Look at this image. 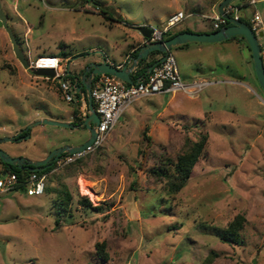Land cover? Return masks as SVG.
Segmentation results:
<instances>
[{"label":"rangeland","instance_id":"374dc122","mask_svg":"<svg viewBox=\"0 0 264 264\" xmlns=\"http://www.w3.org/2000/svg\"><path fill=\"white\" fill-rule=\"evenodd\" d=\"M210 5L211 0H0L26 59L70 56L64 62L73 76L84 58L111 60L139 33L137 26L160 27L173 11L188 14L192 8L194 14L173 31L186 25L193 32L210 31L211 21L202 14L214 15L219 4L213 11ZM258 10L264 21V8ZM252 12L240 8L242 21L249 24ZM237 37L205 42L203 52L190 56L178 46L170 49L185 81L193 74L192 59L204 80L215 81L199 97L178 91L141 98L98 149L47 172L42 194L1 192L0 264H264V106L257 97L264 105V92L248 75L243 81L256 92L252 98L223 82L231 69L255 75L245 41ZM63 79L47 81L24 69L0 26V138L42 119L77 125L35 124L28 138L2 141L1 149L37 160L87 139L89 132L79 128L80 105L87 107L77 103L76 90L70 91L71 102L64 100ZM201 134L207 135L206 146L189 179L173 192L177 156ZM82 195L98 208L81 205ZM238 214L244 216L240 241L223 242L217 231ZM101 241L107 262L96 258Z\"/></svg>","mask_w":264,"mask_h":264},{"label":"built area","instance_id":"2783aa9c","mask_svg":"<svg viewBox=\"0 0 264 264\" xmlns=\"http://www.w3.org/2000/svg\"><path fill=\"white\" fill-rule=\"evenodd\" d=\"M233 1L223 8L224 13L229 17L240 19L242 17V14L239 13L240 8H253V12L249 16V27L257 38L259 54L264 66V21L258 10L259 7L264 8V0ZM189 16H191V14L178 11L171 15L166 23L162 24L160 27L157 25L149 26L153 28V31L148 41L164 40L167 33L170 32L174 26ZM202 17L210 19L213 29L228 25V20L218 11L214 15H202ZM259 33H262V35H259ZM258 37H261L263 42H259ZM28 63L30 69H53L54 77L38 76L44 80L48 81L50 79L63 77L64 79L59 83V89L65 101L71 102L73 100L70 91L76 90V83L70 80V84V82L66 80L68 67L60 57L54 55H38L35 59L29 60ZM214 83L215 81L204 79L185 81L180 74L175 57L171 52H168L164 60L156 64L150 72H147L145 76H141L133 83H127L110 74L97 75L91 85V97L94 109L99 116L94 139L82 152L62 154L52 163V170L48 173L58 171L77 158L98 149L104 143L123 112L136 100L157 94H174L178 91H182L190 97H195L199 95L203 88ZM45 180L46 173L37 171H30L22 179L13 171H3L0 174V193L22 187L28 195L42 194L46 187Z\"/></svg>","mask_w":264,"mask_h":264},{"label":"water","instance_id":"95a60500","mask_svg":"<svg viewBox=\"0 0 264 264\" xmlns=\"http://www.w3.org/2000/svg\"><path fill=\"white\" fill-rule=\"evenodd\" d=\"M233 0H221L218 5V12L228 20V25L221 26L217 30L212 32H193V31H181L176 33L175 35L168 37L161 41H146L143 45L140 46L138 53L135 57L132 58V63L128 65L125 63L122 67H117L111 63H108L105 58L100 62L90 61L88 62L82 69L81 79L78 81V78H75V83L77 86V92L80 93L83 104L87 107L83 114V120L80 123V126H85V129L89 132V136L84 141L76 144V145H68L64 144L62 146L56 147L49 151L47 155L42 159L32 160L26 158L24 156H11L6 151L0 148V160L8 165H14L22 170L28 171H43L46 168L50 167L54 161H56L62 154H73L79 153L86 149L87 146L91 144L95 137L96 126L99 122V116L94 109L93 100L91 97V85L92 80L100 74H110L115 76L127 83H133L130 76V72L137 66L138 62L142 58H147L148 54L152 51H160L162 55L154 61L151 65L148 66L147 72H150L152 68L162 62L170 52V48L173 46L185 44L188 42H221L227 40L235 35H241L245 38L248 43V46L251 51V56L253 60V67L256 79L258 81L259 86L264 92V66L262 63V59L259 54V45L257 38L254 32L251 30L249 25L240 19H235L233 17H229L224 13L223 8ZM0 26H4L8 36L12 43V49L15 57L23 66L24 69L29 68V63L24 55V53L19 48L17 39L14 36L12 28L7 24V17L0 7ZM137 30L139 33L148 40L153 31L152 27L147 25L137 26ZM262 35V33H259ZM33 73L36 76H49L54 77V71L52 68H36L33 69ZM137 81V80H136ZM84 93H83V91ZM50 124L57 125L67 128H77V125H73L68 122H59L52 119H42L38 120L32 124H30L27 128H31L35 124ZM15 136L12 137H3L0 138V142L2 141H13ZM26 138L29 135L25 136Z\"/></svg>","mask_w":264,"mask_h":264},{"label":"trees","instance_id":"16d2710c","mask_svg":"<svg viewBox=\"0 0 264 264\" xmlns=\"http://www.w3.org/2000/svg\"><path fill=\"white\" fill-rule=\"evenodd\" d=\"M240 20H242V19L240 18ZM214 30H217V29H212V31H214ZM181 31H190V30L184 29V30H181ZM181 31H173L172 30V31L167 33L166 38L171 37V36L175 35L178 32H181ZM237 36H240L245 41V46L248 49V51L250 52V57L252 58L251 51H250V48L248 46V43H247V41L245 40V38L243 36L235 35V36L229 38L228 40L234 39ZM139 48H140V46H138L132 52V56L133 57H135L137 55ZM153 54H161L162 55V53L160 51H157V50L156 51H152V52L149 53V55H153ZM157 59L158 58H152L150 60H147V58H142L137 64V68H136L135 73L131 76L132 79L135 80L137 77L145 76L147 74L148 66L151 65ZM74 76L78 77L79 75H74ZM67 77L70 78V79L74 78L73 75H69L68 70H67ZM82 91H83V89H82ZM77 103L81 104L82 102H81V100H78ZM77 110L74 111V115L75 114L77 115ZM82 120H83V117H81L79 119L80 123L82 122ZM145 131H146V129H145ZM28 134H29V128L22 129L17 135H15L13 141L18 140V139H20L22 137H25ZM200 136L201 137H200L199 140L193 142L184 152H182L181 154H179L177 156L176 163H175V170H176L175 177H176L177 181L172 183V185H171V190L173 192H178L182 188V186L186 183V181L189 179L193 166L196 164L199 156L201 155V153L203 152V150H204V148L206 146L207 135L206 134H201ZM144 137L148 139L146 133H144ZM0 163L3 165V171H8V170L9 171H13V172L17 173L18 176L21 179L30 172L28 170H22V169L18 168L17 166H14V165L13 166L12 165H8L7 163L2 162L1 160H0ZM52 167L53 166H50V167L46 168L43 171H37V172L47 173V172L52 170ZM156 173H157V171H156ZM19 188H22V187H19ZM66 196H68V194H66ZM57 200H59V197L57 198ZM79 203L81 205L89 207V208H94V209L98 208L97 205L93 206L91 204L90 200L88 199V197H86L85 195H82L80 197V202ZM65 205H66V202L62 201V203H60L61 209L66 208ZM243 221H244V216L243 215H241V214L236 215L233 218V220H231L228 223L226 228H223V230L217 231V236L223 242L238 243L240 241V230L242 228ZM104 245H105L104 241L97 242L95 244L96 255H97L96 258H98L102 262H106L108 260V254L104 251ZM212 255H214V253L211 251L209 253V255L207 256L206 260L210 261L211 260L210 257Z\"/></svg>","mask_w":264,"mask_h":264},{"label":"crops","instance_id":"0c3cea01","mask_svg":"<svg viewBox=\"0 0 264 264\" xmlns=\"http://www.w3.org/2000/svg\"><path fill=\"white\" fill-rule=\"evenodd\" d=\"M221 0H211V5H210V8L212 9V11L213 10H215L216 9V7H217V5L219 4V2H220ZM192 9V8H191ZM191 9H188L189 11H188V14H191V16H193L194 14H193V12L191 13ZM178 11H181V10H178ZM177 11V12H178ZM217 12V9L215 10V13ZM175 12L173 11L172 13H170L169 14V17H170V15H172V14H174ZM202 15H204V14H202ZM206 15V14H205ZM191 16H189V17H191ZM206 16H209V15H206ZM188 18V17H187ZM186 18V19H187ZM119 19H123V18H119ZM119 21H122L123 22V20H119ZM184 21V20H183ZM182 23V22H181ZM109 26H111V25H109ZM177 26V25H176ZM176 26H174V27H176ZM174 27L171 29V30H173L174 29ZM184 29H188V30H190V31H192L190 28H188V26L186 25V26H184V27H181V28H178V29H176L175 31H181V30H184ZM212 26H211V30L210 31H206V30H201V29H196L195 30V32H212ZM238 38V37H237ZM237 38H235L234 40H241V39H237ZM231 40H233V39H231ZM231 40H224V41H221L219 44H223V42H228V41H231ZM146 41H148V40H146L140 33H137L136 35H134V34H132V42L131 43H126V47L122 50V52L120 53V54H118V56H113L112 58H110L111 60H109V58H106V61L108 62V63H111V64H113V65H115V66H117V67H122L125 63H128V65H130L131 63H132V58H133V56H132V52L138 47V46H141V45H143ZM204 43L205 42H188V43H185V44H181V45H177L178 46V48H179V52H182V53H184V54H187V55H193V54H199V53H201V52H203L204 51V49H206V45H204ZM241 43V45L243 46V42L241 41L240 42ZM54 56H56L57 54H53ZM161 56V55H160ZM59 57V56H58ZM69 57L70 56H65V55H63V56H61L60 58L63 60V62L64 61H66V60H68L69 59ZM77 57H71V59L72 60H74V59H76ZM152 58H159L158 56H157V54H153V55H149L148 54V56H147V60H150V59H152ZM102 59L103 58H95V59H90V60H87V59H83L82 61H80V63H79V76L77 77L78 78V81L81 79V74H82V71H81V69L88 63V62H90V61H95V62H100V61H102ZM192 63H191V71H193L192 73L193 74H191V76H188V78H186V79H203V78H205V77H203V76H201L202 75V73H203V71L201 70V68L202 67H199V66H197V63L192 59V61H191ZM243 62H248V61H244L243 60ZM65 63V62H64ZM199 64H201V61L199 62ZM67 67H68V69H69V65H67ZM136 68H137V66L130 72V76H132L134 73H135V71H136ZM189 70H190V68H188ZM229 75H231L232 77H224L223 78V82H225V84H229V85H235V86H237L238 88H240V94H241V96H243V98H245V99H248V98H252V95L254 94V93H256L254 90H253V88L251 87V85L250 84H248V83H245L244 81H243V79L245 78V77H247V75L249 76V81H251L254 85L255 84H257L258 86H259V84H258V81H257V79H256V76L255 75H251V73H250V71H247L246 72V74H243V73H241L240 71H238V70H227L226 71ZM74 78L73 79H70V80H72L73 82L75 81V76H73ZM141 77V76H140ZM140 77H137L135 80H133L134 82L137 80V79H139ZM132 78V77H131ZM182 78L184 79V77L182 76ZM185 80V79H184ZM261 88V87H260ZM76 90H77V86H76ZM84 93V92H83ZM157 95H170V97H173V95H171V94H157ZM157 95H154V96H157ZM198 97H199V95H198ZM198 97H196V98H198ZM257 97H258V99H259V101H258V104L259 105H262V106H264L263 105V103L261 102V97L262 96H260V95H257ZM80 100H81V102H82V104H83V101H82V99H81V96H80V98H79ZM139 100V99H138ZM137 101V100H136ZM80 111H81V113H82V117H84L83 116V114H84V109H83V105H81L80 106ZM255 113H257L256 111H254ZM254 112H253V114H254ZM251 116H252V114H251ZM251 118H253V116L252 117H249V119H251ZM152 127H154V124H153V126ZM152 127H151V129H152ZM38 159V158H37ZM3 172V168L1 169L0 168V174ZM53 173V172H52ZM99 260V259H98ZM108 261V260H107ZM106 261V262H107Z\"/></svg>","mask_w":264,"mask_h":264},{"label":"flooded vegetation","instance_id":"af4514ba","mask_svg":"<svg viewBox=\"0 0 264 264\" xmlns=\"http://www.w3.org/2000/svg\"><path fill=\"white\" fill-rule=\"evenodd\" d=\"M79 128H84L85 129V126H79Z\"/></svg>","mask_w":264,"mask_h":264}]
</instances>
